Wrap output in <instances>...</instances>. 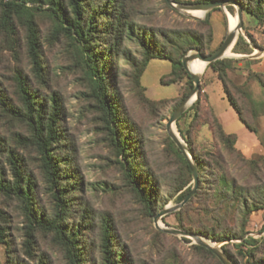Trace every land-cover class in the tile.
Returning a JSON list of instances; mask_svg holds the SVG:
<instances>
[{"label": "rangeland", "instance_id": "obj_1", "mask_svg": "<svg viewBox=\"0 0 264 264\" xmlns=\"http://www.w3.org/2000/svg\"><path fill=\"white\" fill-rule=\"evenodd\" d=\"M12 1L24 8L10 14L5 23L2 19L4 5ZM46 1L35 4L29 0H0V92L4 96V102L0 101V177L4 178L5 185L14 183L11 165L14 162V166L34 182L33 191L38 202L35 206L41 208L47 219L56 218V190H51L40 152L33 142L31 122L25 117L19 95L18 86L23 82L28 91L48 100L51 113L56 109L61 117L60 139L53 150L54 159L59 160V185L67 192L57 195L67 201L64 236L78 230L76 239L83 264H104L102 242L107 226L115 233L114 247L122 251V264H223L217 256L197 249L200 245L194 238L165 230L202 236L229 257L223 248L227 245L234 256V260L229 257L233 264H258L261 261L264 264V209L249 213L243 209L238 211L237 202L225 204L223 197L217 198L210 169L199 171L202 194L198 199L193 200V197L191 204L163 217L158 225L155 223L156 216H150L126 177L125 160L119 156L104 113L94 97L89 68L81 52L83 48L65 30L71 28L74 17L69 0H57L62 5L59 12L64 18L63 25ZM176 1L194 4L196 0ZM84 2L89 16L86 15L83 25L94 17L90 42L92 52L101 56L98 64L105 65L103 55H108L112 48V58L106 63L112 80L109 89L119 103L120 118L125 124L121 123V127L125 126L126 133L139 147L141 173L145 174L144 178L153 175L160 188L159 202L165 205L163 209L175 207L182 203L179 197L194 188V178L189 175L177 146L172 144L167 126L176 109L194 89L183 74L177 83L164 84L177 77L170 76L174 69L170 61L152 60L144 74L139 75L143 55L137 40L125 35L117 42L114 25L121 19L122 23H136L171 35L178 31L194 32L209 42L207 27L198 23L204 21L208 13L196 18L192 12H182L177 5L171 6L167 0H113V5H108L107 0ZM103 13L106 14L102 16ZM228 15L237 18L238 7L211 11L213 38L207 44L208 54L215 52L225 41L230 31ZM241 36L250 44L251 54L234 52ZM32 42L36 45L35 53ZM231 53L222 59L234 61L228 71L230 80L238 86H249L257 101L264 103L260 83L254 77L248 80L251 72L264 74V21L243 12V29L237 34ZM253 67L257 72L252 70ZM193 86L195 88L194 82ZM201 88L200 102L195 97L189 104L173 125L175 133L190 149L194 156L191 161L198 169L197 158L205 163L214 161L211 155L221 150L229 161L230 176L236 177L238 185L245 189L253 187L256 183L250 167L241 164L236 155L229 156L215 135L217 112L228 132L242 137L247 128L239 120L222 82L208 64L201 74ZM260 130L264 133L262 119ZM259 145L264 151L260 141ZM262 157L254 160L262 162ZM261 166L264 167L263 162ZM26 214L23 203L13 192H0V264H69L67 248L56 232L30 229ZM222 226L238 232L244 230L246 239H254L258 244L239 248L236 245L241 241L220 244L193 231ZM30 233L33 237L29 238Z\"/></svg>", "mask_w": 264, "mask_h": 264}, {"label": "trees", "instance_id": "obj_2", "mask_svg": "<svg viewBox=\"0 0 264 264\" xmlns=\"http://www.w3.org/2000/svg\"><path fill=\"white\" fill-rule=\"evenodd\" d=\"M93 2L95 0H89ZM176 1V0H175ZM217 0H196V3H210ZM239 3L243 12H247L260 21H264V0H234ZM31 3H39L40 0H29ZM50 7L55 11L56 18L59 20L60 24H64V18L60 14L61 3L57 0H47L46 1ZM178 3V1H176ZM70 6L73 9V21L71 22V28H65L66 32L73 39H77L81 44L82 55L85 56L87 66L89 68V74L91 81L93 82L94 87V97L97 100L100 109L103 111L105 120L109 126V130L113 136L114 145L117 148L119 156L124 158V168L126 172V177L129 181L130 186H132L134 192L136 193L139 201L146 207L150 216H157L158 213L165 207L164 204L159 202V190L160 188L155 183L153 175L142 174V166L140 165L139 153L137 149L139 148L134 139H131V135L126 133L125 126L121 127V123L124 124V121L120 118L119 113V103L117 98L110 92V85L112 80L110 79L107 71V62L112 58V48L108 51V55H103L106 61L104 64H98L101 56L97 57L99 54L95 51L92 52L91 40L90 37L94 32L93 18L91 22L83 25L86 22V15L89 16V13L86 11L87 6L84 0H69ZM108 5H113V0H107ZM24 7L21 4L15 2H10L4 5L2 19L6 23L10 14L20 12ZM218 9H214L216 11ZM106 13H103L104 16ZM210 14H207V17L204 21H199L208 29L209 33V42H212L213 31L210 27ZM93 15V13H92ZM111 16V15H109ZM111 18V17H110ZM117 22V21H116ZM90 25V26H89ZM116 30L115 40L120 42L125 38V35L130 36L131 40H137V43L141 49L143 55V61L141 62L142 68L138 71L139 75L142 76L145 72V68L148 66V63L152 60H165L170 61L173 64V72L170 76H177L173 78L168 83H162L165 85H172L177 83L183 75H185L192 85L191 88L194 89L193 80L190 77L189 73L186 71L182 64L183 57L191 50H198L204 55H211L212 53H207V44L208 41H205L203 36L196 34L194 32H185L178 31L174 35H171L165 31H155L152 28H146L138 26L136 23H122L119 19L118 23L114 25ZM35 43L32 42V49L34 53L36 52ZM243 46V47H242ZM114 47V45H113ZM234 52L237 54H251V46L245 40L244 37H240L235 48ZM33 53V54H34ZM102 53V52H100ZM35 55V54H34ZM37 56H35L36 58ZM134 60V59H133ZM135 62V60H134ZM233 60H219L210 64L211 69L217 74L218 80L222 82L224 91L228 101L231 106L236 111L239 116L240 121L247 127L248 130L253 132L261 145L264 147V133H261L260 130V119L264 114V103L257 101L249 86L243 85L238 86L234 84L228 75V71L232 69ZM38 64V63H37ZM183 74V75H182ZM253 79L258 81L261 87L264 90V74L251 72L249 75L250 80ZM19 95L22 98V103L24 105L25 117H27L31 122V127L33 130V142L34 145L40 152L41 160H43L45 173L48 178L49 184H51L52 189L56 190L54 192V197L57 199V212L55 219H47V216L41 211L35 198L33 186L34 182L31 177L24 176L20 168L14 166V162H11L13 165V171L15 175L14 183L10 186L5 185V180L3 177H0V192H10L17 196L23 203L26 216L30 222L29 228H42L50 231H55L60 241L67 248L69 264H83V258L80 251V245L77 241V235H79L78 230H74L75 233L67 234V237L64 236L63 231V222L66 216L65 205L67 201L65 197H59L57 193H66L67 190L63 189L59 184V164L58 161L54 159V150L53 146L56 144V141L59 140V124H60V114L55 109L51 113V109L48 106V100L40 98L36 92L31 91L26 88L25 84L21 82L19 84ZM202 94V88L199 95ZM2 96V93L0 92ZM2 96L1 102H4ZM216 114V113H215ZM216 124L217 127L214 128L215 135L218 140L225 146L226 151L229 156H234L238 158L239 162L244 166L250 167L252 172L255 185L253 187H245L238 185L236 177L230 176L229 173V161L221 150L214 152L211 157L214 161H199V171L200 173L204 172L206 169L213 171V183L215 193L218 197H223L222 201L225 204L230 202L238 203L237 210L241 209L246 210L249 213L260 211L264 209V167L261 166L262 162L264 164V157H262V162H258L254 159L248 160L237 150V141L238 137L235 134H229L225 131L218 115L216 114ZM59 125V126H58ZM125 125V124H124ZM126 134V135H124ZM129 138V139H128ZM172 144L174 147L177 145L173 141ZM178 147V146H177ZM177 151L180 157L183 159V162L186 166V169L190 176H193L192 170L188 161L184 158L182 151L177 148ZM11 161V158H10ZM69 165V164H67ZM68 182H72L71 179H68ZM202 179L200 177V185H202ZM54 190V191H55ZM188 191L182 194L179 197V202H183L186 197L189 195ZM201 187L199 188L196 196L193 200L198 199L201 195ZM193 201H190L188 204H191ZM186 204L185 207L188 205ZM64 205V206H63ZM40 212V213H38ZM183 226V225H182ZM183 228V227H182ZM185 228V227H184ZM186 229V228H185ZM190 230L192 227L189 228ZM193 230V229H192ZM194 232L208 237L209 239L223 244L226 242L241 241V244L236 246L239 248L242 247H253L258 244V241L254 239H246L245 231H235L231 228H226L224 226L216 228H199L193 230ZM62 236V237H61ZM114 236L115 233L111 230L110 226H107L103 232V253H104V264H122L120 257L123 256L118 249L114 247ZM33 237L30 233L29 238ZM29 243H31L29 241ZM229 257L234 260V256L228 250L227 245L223 247ZM197 249L204 251L213 257H216L214 253L202 246H197ZM236 260V259H235ZM258 264H263L262 261Z\"/></svg>", "mask_w": 264, "mask_h": 264}, {"label": "water", "instance_id": "obj_3", "mask_svg": "<svg viewBox=\"0 0 264 264\" xmlns=\"http://www.w3.org/2000/svg\"><path fill=\"white\" fill-rule=\"evenodd\" d=\"M167 1L171 6L177 5L178 10L182 12L200 11L205 14L213 11L214 9L224 8L227 6H237L239 23L236 29L234 30L230 29L223 44L211 55H204L200 51L196 50V51H191L190 53L185 55L182 59V64L184 68L186 69V71L189 73L190 77L192 78L195 84V88L193 92L191 93V95L187 97L181 103V105L176 109V111L174 112V114L172 115L168 123L167 128H168L169 136L175 142V144L178 146V148L182 151L183 155L188 160V163L193 173L194 188L192 189V191L189 193V195L186 197V199L181 204L175 207H172V208L163 209L155 217V223L157 225H158L159 220L162 219L163 217L184 208V206L188 204L190 200L196 195L198 188H199V184H200L198 166L191 161V159L194 160V156L192 155L187 145L184 144V142L181 140V138H179V136L175 133L173 129V125L177 123V121L182 117V115L187 110L189 104L193 102V99L195 97H197V99L199 98V95L201 92V74L199 75V74L193 73L191 71V65L197 60L210 65L214 62L224 59L226 56V53L230 49L232 50L234 44L236 43L237 34L240 33L243 29V8L239 3H237L234 0H217L214 2H210V3H196V4L177 3L174 0H167ZM165 231L167 233L174 234V235L192 237L197 241V243L200 246L212 251L214 255H216L223 264H233L231 260L229 259V257L220 248L215 247L209 240H207L206 238H203L202 236L183 232V231H178V230H165Z\"/></svg>", "mask_w": 264, "mask_h": 264}, {"label": "crops", "instance_id": "obj_4", "mask_svg": "<svg viewBox=\"0 0 264 264\" xmlns=\"http://www.w3.org/2000/svg\"><path fill=\"white\" fill-rule=\"evenodd\" d=\"M252 70L255 71V72H257V69H255L254 67L252 68ZM217 115H218V117H219V119H220V121H221V123H222V125H223V127L225 129V131L227 133H229V134H235V133H230V132H228L226 130L225 123L222 120L221 116L218 114V112H217ZM238 118H239V116H238ZM261 119H262V125H263V128H264V114L261 116ZM243 133H244V135L242 137H240L239 135L235 134L238 137V141H237V145H236L237 149L238 150H241V152L248 159H254L256 157L264 156V151H263L262 147L259 145V141H258L257 136L253 132H251L250 130H248V129L246 131H243ZM255 152H256V154H255Z\"/></svg>", "mask_w": 264, "mask_h": 264}, {"label": "bare ground", "instance_id": "obj_5", "mask_svg": "<svg viewBox=\"0 0 264 264\" xmlns=\"http://www.w3.org/2000/svg\"><path fill=\"white\" fill-rule=\"evenodd\" d=\"M202 14H203V12H200V11L192 12V15L195 16V17H200ZM228 22H229L230 29L234 30V29L237 28L238 23H239L238 22V17L234 18V17H231L230 15H228ZM226 55H228V56L232 55L231 49L226 53ZM206 67H207L206 63L197 60L191 65V71L193 73H196V74L200 75L206 70Z\"/></svg>", "mask_w": 264, "mask_h": 264}]
</instances>
